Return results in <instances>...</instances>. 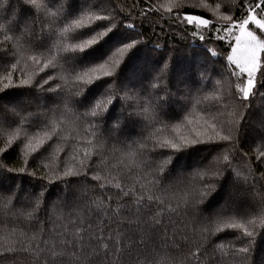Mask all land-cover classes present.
Returning a JSON list of instances; mask_svg holds the SVG:
<instances>
[{"label": "trees", "instance_id": "trees-1", "mask_svg": "<svg viewBox=\"0 0 264 264\" xmlns=\"http://www.w3.org/2000/svg\"><path fill=\"white\" fill-rule=\"evenodd\" d=\"M174 2L179 7L169 12ZM256 2L38 0L43 7L37 8L29 0H0V264H264V226L257 218L264 208V54L253 94L243 101L238 86H245L247 75L228 59L234 38L227 31ZM87 15H110L117 25L134 27L121 25L84 54L64 52V46L88 39L80 34L91 30L69 32L63 40L59 31ZM187 15L209 24L190 23ZM257 17L264 19V12L257 10ZM105 23L92 27L101 30ZM249 28L264 39L255 25ZM127 35L137 44L114 57L119 65L110 90L103 81L88 86L76 81L102 53L122 47ZM53 57L55 67H45ZM49 75L53 79L44 87L58 85L55 92L37 87ZM7 77L10 86L4 88ZM109 91L113 105L104 95ZM96 100L105 101V110L97 118L85 116ZM213 124L223 129L221 135L230 131L231 140L215 137L176 153L158 146L193 128L206 133L201 139L207 141ZM85 150H91L86 160ZM129 151L136 152L133 161ZM169 156L172 162L164 164ZM68 169L79 174L65 175ZM214 172L219 174L209 179ZM96 175L101 179H93ZM117 183L136 194L125 197ZM209 183L214 189L191 207L194 194ZM141 194L145 206L137 213L134 201ZM149 194L164 204L149 205ZM100 201L111 211L98 208ZM218 216L225 222L257 219L253 236L216 231L222 227ZM205 227L211 231H202ZM78 229L119 233L124 255L78 259L61 246L56 251L62 255L52 257L51 245L71 240ZM242 247L248 252L241 253Z\"/></svg>", "mask_w": 264, "mask_h": 264}, {"label": "snow or ice", "instance_id": "snow-or-ice-1", "mask_svg": "<svg viewBox=\"0 0 264 264\" xmlns=\"http://www.w3.org/2000/svg\"><path fill=\"white\" fill-rule=\"evenodd\" d=\"M29 3L36 6L37 8L43 7L42 4L38 3V0H29ZM164 7V6H162ZM173 7H179L178 2L172 3L170 6L167 7V10L170 12ZM257 10H260L261 12H264V0H257L254 6H250L249 14L246 18L242 19L239 22H236L233 27L237 28L239 31V34L235 36L236 41V47L233 48V52H239V56H229L228 59L230 61H233L238 65L240 68L241 73H247V81L244 87L238 86V91L241 94L239 97L243 101H247L250 99V97L253 94V91L255 89V80H254V74L258 71H260L261 66V54H264V39H261L260 36L256 34L255 31L250 30L249 25H255L258 30L261 32H264V19H258L257 18ZM85 18L88 20V23H85ZM190 23L191 22H197L201 25H208L209 21L207 19H203L198 16H192L187 15L185 17ZM225 19H231V17H225ZM95 21H107L105 24H100V29L97 30V27H92V23ZM126 26L127 28H133V24H127L124 25L123 22H121L120 25H117L114 22V18L110 15H87V16H81L78 19H74L71 21L70 24L65 26L63 29H61L58 33V36L61 40L66 38V34L69 32H75L78 29H85L87 28L89 31H86L84 33H81L80 35H87L88 39L82 40L79 44H72L67 45L63 47L64 52H72V53H86L90 49H94L96 46L100 45L102 42H105L107 38L110 37L111 34H113L115 31L118 30L120 26ZM79 38V37H76ZM203 37H201L202 39ZM5 39H9V37H5ZM131 41V42H129ZM119 44L122 45V47H117L115 51L109 50L107 53H102L98 58L95 59L94 66L92 67H86V70L83 72H79L76 74V81L79 83H83L85 86L93 85L94 82L103 81L105 85H107L108 89L110 90L112 87V84L114 83V80L110 79L115 76V70L116 67L119 65V61L115 60L114 57L117 53H124L126 50L133 49L137 41L133 39L131 36H124L122 40L119 42ZM59 44H54L53 47H58ZM34 62H39L36 57H32ZM55 57H53L51 60H49L48 64H45V67H49L51 65L52 67H55V64L53 63V60ZM13 68L16 67L15 64L12 65ZM73 71H75V68H73ZM262 75H264V72H261ZM6 79H9V83L4 85V88H8L10 86V77H7ZM43 80V83H40L37 81V87H39L43 91H49V92H55L57 91L58 85L56 87H52L49 85V87L45 88V85H48L49 81L53 79L51 75H49L46 79L41 78ZM23 84H28L29 81L24 80L22 81ZM3 89H0L2 91ZM83 91V90H81ZM81 94L80 91L74 93V95L79 96ZM105 97L107 98V104L113 105L112 96H114V93L106 92ZM119 98L117 97V100ZM124 99L130 100L132 99L129 96H125ZM104 106V107H102ZM65 107H68V100L65 99ZM105 101L104 100H96L92 106L89 107V110L84 113L85 116H90L92 118H97L101 115V112L105 110ZM148 108H144V112H147ZM130 116L132 115H139V113L132 112L129 113ZM191 123V122H190ZM212 129V135L208 136V140L204 141L201 139L203 135L206 133L197 131L196 129H191L189 135L186 136H180L177 139H171V140H164L162 143L157 142L158 146L161 148H170L173 153L180 152L182 150L188 149L190 147H194L200 143L205 142H212L215 137H219L220 140L223 141H230L231 140V132L229 131L228 134L221 135V131L216 130V125L213 124L210 126ZM52 134H55V126H53ZM48 139H51V135H48ZM91 143V142H89ZM141 147H144L141 145ZM91 155V150H85L84 156L85 160ZM127 156L130 161H133L136 152L135 151H129L127 153ZM261 157H264V152H261ZM220 158L218 157L217 160ZM85 160L80 161L81 167L84 166ZM172 162V157L169 156L166 161H164V164H168ZM222 162L227 165L230 160L229 156L227 154L223 155ZM137 166H139L137 164ZM163 169V165H161V170ZM23 171V169H21ZM72 174L77 175L79 174L76 171H73L72 169H68L65 171V175ZM219 173L214 172L212 177H209V179H212L213 177L217 176ZM93 179L99 180L101 177L99 175H96L93 177ZM101 187H104L105 185L101 184ZM117 189H120L121 192L125 197L130 195H135L134 190L124 191L123 188L119 183L115 185ZM140 187L142 189L145 188V185L141 184ZM214 185L209 183L204 186V189L200 190L198 193H195V198L191 202V207L195 208L197 204L202 202V199L204 196L208 194L209 191H212L214 189ZM110 199V197H109ZM146 200L148 204L152 203H159L161 205L164 204V200L160 197H156L154 195H147ZM136 205V212L139 213L141 208L145 206V196L143 194L137 196L136 200L134 201ZM185 203H187V200H185ZM35 207H39V204L37 203ZM98 208L103 209L106 213L110 212V206H107L104 204L103 201H100L97 204ZM170 212H175L176 209L174 208H168L167 209ZM117 212L120 211V209H116ZM29 217L33 215V213H27ZM159 216V213L157 214ZM257 218L259 220V223L261 226H264V208L261 209L260 213H257ZM154 223L158 224L159 220L155 219ZM217 223L222 224V227H217L216 231H222L224 228L228 229H236L241 230L244 236L252 237L254 234V229L257 224V219H248L246 222L241 223L239 221H236L234 218H230L227 222L223 220L222 217H217ZM90 228V226H89ZM252 228V230H249ZM202 231H211L210 227H205L202 229ZM33 240L36 238L33 237ZM41 244H47L46 241H42ZM41 244H36L35 247L37 249H40ZM77 245L80 246V251L77 252L76 248ZM63 247V249L66 251L69 248L72 250V255L76 256L78 259H90L92 256L99 258L101 255L107 256L109 252L113 254L117 259L120 258V256L124 255V249H123V242L120 234H116L114 236H105L102 234V231L97 229L95 232L90 231L89 229H84L83 231L77 230L71 240L63 239L58 241L56 244L51 245V252L50 255L52 257H57L59 255H62L61 252L56 251L57 248ZM27 251V249H25ZM241 253H247L248 248L242 247L239 249ZM193 256H196L197 253L193 252Z\"/></svg>", "mask_w": 264, "mask_h": 264}, {"label": "rangeland", "instance_id": "rangeland-1", "mask_svg": "<svg viewBox=\"0 0 264 264\" xmlns=\"http://www.w3.org/2000/svg\"><path fill=\"white\" fill-rule=\"evenodd\" d=\"M192 16H194V15H192ZM258 19H260V18H258ZM195 23L199 24L198 21L195 22ZM233 25L234 24H231L230 27L227 29V31H228V33H231L230 35L234 38V44H233V47H232V51H231L230 56H234L235 57V56H239V52H236V53L233 52V48L236 47L235 36L239 34V31H238L237 28H234ZM231 62L234 63L233 61H231ZM234 64L238 67V65L236 63H234ZM238 69L240 70L239 67H238ZM245 74L247 75V73H245ZM255 74H254V77H255Z\"/></svg>", "mask_w": 264, "mask_h": 264}]
</instances>
